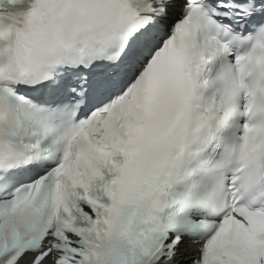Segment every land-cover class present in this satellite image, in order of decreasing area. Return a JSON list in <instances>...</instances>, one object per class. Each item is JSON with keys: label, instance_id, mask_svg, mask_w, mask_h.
Listing matches in <instances>:
<instances>
[{"label": "snow or ice", "instance_id": "snow-or-ice-1", "mask_svg": "<svg viewBox=\"0 0 264 264\" xmlns=\"http://www.w3.org/2000/svg\"><path fill=\"white\" fill-rule=\"evenodd\" d=\"M0 264H264V0H0Z\"/></svg>", "mask_w": 264, "mask_h": 264}]
</instances>
